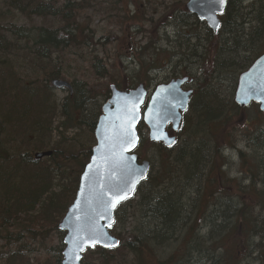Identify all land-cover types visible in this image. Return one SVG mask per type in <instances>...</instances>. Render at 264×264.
<instances>
[{
    "label": "trees",
    "instance_id": "trees-1",
    "mask_svg": "<svg viewBox=\"0 0 264 264\" xmlns=\"http://www.w3.org/2000/svg\"><path fill=\"white\" fill-rule=\"evenodd\" d=\"M39 1L9 0L8 6H15L20 13L27 7L35 15L37 7L42 8L36 3ZM255 1L229 0L221 19V28L215 35L205 24L201 23L202 26L196 28L198 24L189 25L186 21V29L177 28L178 32H183L180 37L176 36L178 40L183 37V43L178 46L186 43V47L191 48L188 45L190 42L202 40L200 29L204 30L207 37L217 38L221 35L222 47L217 52V65L226 72L237 66L239 75L264 49V9L255 8ZM68 5L63 4L53 15L64 22L60 31L55 29L53 32L42 26L26 30L12 26L0 27V242H4L0 247L1 264H14L17 258H7L10 253L3 249L17 245L26 238L35 242L40 239L38 237L43 239L53 231L59 234L60 244L58 258L53 264H60L63 233L57 230V225L74 200L80 174L91 154V147L88 146L78 147L75 151L73 146L68 150L49 148L51 119L58 115L55 112L57 105L49 104L54 99L49 83L62 79L58 69L62 62L54 64L53 58L60 57L70 48L75 49L83 44L88 46L92 41L91 36H85L83 43L76 40L75 30L69 26L75 18H67L69 16L65 17L63 13ZM42 6L49 9L43 3ZM243 6L246 7L245 17L241 12ZM21 43L25 46L22 47ZM12 59L15 60V67L10 65ZM98 63L94 70L99 67ZM28 70L33 75L37 74L35 79L27 77L25 73ZM100 70L96 74L105 78L106 72L101 67ZM235 79L233 92L237 77ZM69 86L71 88L65 90L67 95L59 106V115L65 120L62 128L64 125L82 126V121L75 118V112L82 118L86 112L83 106L92 98L87 90L89 98L81 103L78 97L80 91H77L81 85L73 83ZM221 87L222 83H216L212 78L205 88L198 89L190 101L177 134V145L173 148L151 145L148 139L142 135L139 137L138 154L144 146L155 151L149 160L152 168L145 182L137 189L135 197L118 206L114 213L115 224L120 230L117 238L121 246L114 250L95 248L98 254L95 264H116L115 261L121 262L123 259H127L128 264H182L187 249L184 248L176 256V250L171 245L165 247L166 242L162 239L181 227L188 229L187 244L195 242L208 246L206 241L210 243L207 247L209 261L206 264L224 263L226 260L223 259L221 245L233 238H238L240 243L245 239L248 249L246 260L239 264H264V183L256 179L264 167V117L256 112L253 121L245 120L247 132L243 135L247 150L245 153H234V158L238 160V175L223 177L225 167L232 165V155L225 156L224 150L233 148L228 141L237 131L236 119L247 109L255 110L257 106L240 110L234 101H222L219 99ZM105 98L107 101L109 96ZM100 109L93 115V122L87 124L91 132L94 131ZM75 121L77 124L74 126ZM250 126L252 129H249ZM260 139L263 143L258 142ZM30 141L34 145L28 151L26 148L30 147ZM43 151H49L52 155L37 160L35 154ZM201 170L205 174V188L202 190L194 186L203 179L198 174ZM225 185L240 194H236L232 200L235 203L232 209L229 207L231 200L226 199L223 203L225 199L221 191ZM209 187L213 193L206 200L202 192ZM192 197L194 199L191 200ZM214 218L215 226L227 229L226 234L222 236L219 232L214 241L213 237L210 240L199 236L197 224L214 226L210 223V219ZM23 251V247H18L14 254ZM253 253H256V259H253ZM92 262H87L84 255L81 264Z\"/></svg>",
    "mask_w": 264,
    "mask_h": 264
},
{
    "label": "rangeland",
    "instance_id": "rangeland-1",
    "mask_svg": "<svg viewBox=\"0 0 264 264\" xmlns=\"http://www.w3.org/2000/svg\"><path fill=\"white\" fill-rule=\"evenodd\" d=\"M183 1L185 0H54L51 1V6L46 4L49 8L48 12L55 15L58 9L61 8L60 6L68 3L69 5L65 9V12L71 10V15L69 17L73 16V18H75L69 23V26L75 30L76 40L83 43L85 36H91L92 40L88 46L83 44L81 47L68 49L56 59L52 57V63L58 65L62 62L61 66L59 65L60 68H58L59 73H61L59 75L62 76V79L59 80L66 81L69 84L74 83L81 85L78 86V88L76 86L77 91L82 87L81 89H86L90 92L92 98L83 106L86 112L83 113L82 118H80L78 112H75V118H77L78 121H82V126H75L77 124L75 121L74 126L76 128L68 125H64L62 128V123H64L65 120L59 115V106L62 104L67 93L65 90L52 87V81H50L49 86L52 87L50 92L54 99H51L49 104L51 105L53 103L57 105L55 112H58V115L51 119L49 148L68 150L73 146L75 151L78 147H92L95 144L93 132L89 130L87 124L93 122V115L97 112V109L101 108V105L106 102L105 97L109 95V87L111 85L130 88L137 87L141 82H144L152 89L158 84H162L166 77L169 78L168 76L174 71L172 69L175 64L177 66L179 65L178 67H182L180 69L182 73L188 70V72H190L195 68L188 58L187 60L189 61H184L183 59L185 58L181 59L182 57H179V63L178 61L170 63L168 55V52H172L175 49L171 47H176L178 44L183 43V37L181 40H178L175 35L179 24L183 23L186 18L182 16V14L172 11L174 9L171 8L173 7L171 5L174 4L175 9H181ZM261 2L264 6V0H257L254 2L255 8H258ZM8 3L9 0H0V27L12 26L14 28H24L26 30L30 29V27L37 28L42 26L54 32L56 31L55 29L60 31V27L64 25V22L59 21V18L53 16L48 15L47 18H43L45 16L36 18L27 7H25L23 13H20L18 10L9 8ZM46 3H48V1ZM168 7L171 9H167ZM244 10H246V7L243 6L241 11L243 17L246 16V11ZM44 11L45 9L40 12L44 13ZM176 17H178V20H175ZM197 26L202 25L198 24ZM199 32L205 42L206 37L204 36H206V33L203 29H200ZM220 36L221 35L217 38L211 37L208 39L209 41L206 40L208 43V45H206L208 47L205 49L206 52L200 55V69H205L208 73L200 80H204V85H207L210 79L214 78L216 83H222V87L219 90L221 91V96L232 100L234 96L232 87L238 75L239 67L234 66L232 70L226 72L217 65V52L218 49L222 47L220 46ZM166 38L168 41H171L172 44H169ZM21 46L24 47L25 44L21 43ZM263 50L264 49L259 52L262 53ZM226 58L228 59V57ZM98 62L101 63L99 64ZM14 63L15 60L12 59L10 65L15 67ZM96 63H98L97 65H99V67L94 70ZM151 65L154 68L152 72H149ZM100 67L107 74L105 78H100L98 74H96V71H101ZM176 71L178 70L176 69ZM25 74L32 80L37 76V74L33 75V72L30 70ZM210 76L212 77L208 79ZM106 94L108 95L106 96ZM250 109L253 108L244 111L241 120L240 118L242 115H239L236 119L238 124L236 126L237 131L234 132L231 141H228L229 144H232L233 148L224 150L225 156L232 155V165L228 168L225 167L223 170L225 175L223 177L233 178L235 175H238V160L234 158V153L237 151L245 153V150H247V146L244 144L245 139L243 134L247 132V127L244 125L245 120L251 119V121H253L252 117L254 112ZM239 120L240 122H238ZM84 121L86 122L85 125L83 124ZM251 123L255 124L254 122ZM249 129H252V127L250 126ZM147 133L146 129L143 128L141 130L142 137L147 138ZM183 141H185V138ZM186 142L188 143V141ZM180 143L182 144V142H179V144ZM29 144L30 147L26 148L28 151H30L34 145L33 141H30ZM154 155L155 151L150 150L147 146H144L142 151L139 152V156L143 160L145 158H149L148 160H150ZM57 189L58 188L55 186V190ZM221 192H223L222 197L225 199L223 203L226 199L231 201L235 199L234 197L236 194L240 195L237 191L229 190L228 185L222 187ZM211 193L213 192L210 187L207 188V190H203V198L206 199ZM192 199H194V197H192L191 200ZM221 212L218 214L220 215ZM129 224H131V219L129 220ZM203 227L205 226L199 223L197 224L196 232L198 235L204 237L208 232L211 235V231ZM112 230L113 236H118L120 233L116 224L113 226ZM211 237L214 238L213 241L216 239L215 236L211 235ZM38 238L40 239H36L35 242H31L26 238L17 245L13 244L6 250L3 249V251H9L10 254L6 256L7 258H11V256L17 257L15 259L16 263L14 264H53L54 260L58 258V248L60 245L59 234L53 231L49 232L43 239H41V237ZM244 242L245 239H242V243H240L238 238H233L226 240L224 245H221L222 251H224L223 259L226 260L224 262L225 264H239V262L246 260L248 249ZM3 245L4 242H0L1 248ZM18 247H23L24 251L15 255L14 253H16ZM168 254L170 253L168 252ZM97 256L98 254L95 252V249L92 252L85 253L86 261H93L91 264H95ZM8 261L10 260L8 259ZM114 263L128 264L127 259H123L121 262L115 261Z\"/></svg>",
    "mask_w": 264,
    "mask_h": 264
},
{
    "label": "water",
    "instance_id": "water-1",
    "mask_svg": "<svg viewBox=\"0 0 264 264\" xmlns=\"http://www.w3.org/2000/svg\"><path fill=\"white\" fill-rule=\"evenodd\" d=\"M227 1L223 0L221 4L220 0H189L187 11L216 33L220 25L218 15L224 13ZM184 83L173 81L156 87L146 103L148 94L143 85L129 92H118L115 87H110L111 97L102 106L94 128L96 143L80 174L75 199L58 225V230L64 233L60 264H81L87 250L95 247L114 250L120 245V241L110 233L115 222L114 212L120 204L134 197V192L150 170V162L140 161L135 153L139 144L138 124L142 122L148 128V139L152 144L173 147L176 140L173 134L180 127L181 114L187 111L192 95L190 91L181 90ZM51 84L57 89H70L65 81L53 80ZM235 90L233 101L239 108L256 103L264 113V53L238 77ZM168 125L172 129L170 133L166 131ZM125 129L129 133L127 136L124 135ZM129 140L135 142L129 143ZM51 155L50 152L37 153L35 158L41 160ZM124 192L128 193L126 198L113 207L111 201L115 195ZM89 225L98 228L104 234V242L112 246L97 243L95 247L86 246L81 251L78 238Z\"/></svg>",
    "mask_w": 264,
    "mask_h": 264
},
{
    "label": "bare ground",
    "instance_id": "bare-ground-1",
    "mask_svg": "<svg viewBox=\"0 0 264 264\" xmlns=\"http://www.w3.org/2000/svg\"><path fill=\"white\" fill-rule=\"evenodd\" d=\"M45 1V2H43ZM48 1V3H46ZM51 1H54V0H40L39 2H36L37 5L40 6L41 9H44L43 6H42V3L45 7L48 8V6H51L52 2ZM46 4L48 6H46ZM9 8H13L14 10H18L15 6L14 7H9ZM262 8L264 9V6L261 5L258 7V10ZM37 9H39V7H37ZM40 9V10H41ZM19 11V10H18ZM49 10H46L44 11V13H41L39 10H37V12L35 13V16L36 18L37 17H42V16H45L43 18H47V16H53L51 14V12L49 13L48 12ZM66 14L63 15V14H59V16H70L71 15V10H67L64 12ZM56 18H59V17H56ZM67 18H70V17H67ZM188 22V20L186 19L183 23L179 24V27H184V23L185 22ZM211 32V31H210ZM212 33V32H211ZM213 34V33H212ZM215 35V34H213ZM207 38H211V37H207L204 36ZM203 40V38H202ZM201 39H198L196 40L195 42H190L188 45L189 47L191 48H188L186 47V43L184 44H181L177 47H175V49L172 51V52H168L169 54V59H170V63L171 62H174V61H180L179 57H182L181 59H183L184 61L187 60V58L191 61L190 63L192 64L193 67H195L194 69H192L190 72L188 71H185V73L183 72L182 73V70H180L182 67H178L176 64L173 66V69L174 70L166 79L164 80V82L162 84H158V85H164L165 83H169V82H173V81H182V82H185L181 87L184 89V90H188L190 92H192V95L191 97L189 98V101H188V108L190 106V101L192 100V98L194 97V95H196L197 91L199 88H205L206 85H204V80H200L203 76H205L208 72L203 69L201 70L200 69V63H201V58H200V55L201 53H205V49H207V45L208 43L204 42V40L202 41ZM207 44V45H206ZM183 53V54H182ZM187 60V61H189ZM154 67L151 65L150 66V69H149V72H152V69ZM176 69L179 71H176ZM212 76H210L208 79H210ZM213 77H214V74H213ZM193 84V85H192ZM197 85V87H196ZM192 86H193V89H192ZM80 91L79 93V100L81 103H83L85 101V99L89 98V94L87 92L86 89L84 90H81V89H78ZM221 99L222 101L224 100H230V99H226L224 96H221ZM233 101V99H232ZM85 104V103H84ZM250 107V106H249ZM248 107V108H249ZM101 108H102V105H101ZM254 112L253 116L255 115L256 112H258L262 117H264V113L262 111H260L258 108L255 109V110H251ZM243 118V115L240 119ZM199 129V128H198ZM201 129V128H200ZM259 143H263V140L260 139L258 141ZM186 150H189L186 149ZM262 167V166H261ZM152 168V163H150V169ZM260 173L258 174L257 178L258 180H260V182H262V184L264 183V167H262V169L259 171ZM199 176L200 178L202 177L203 179H201V181L198 183V184H195L194 186H198L201 190L205 188V181H204V177H205V174H204V171L201 170L199 173ZM197 188V187H196ZM232 204H229V207L232 209L235 207V203L234 202H231ZM210 223L214 226H211V227H203L204 229H208V231H213V236H218V233L220 232L222 236H224L226 234V231L227 229H224V227L222 226H215L216 225V219H210ZM187 233H188V229L187 228H183L182 227L178 230H175L174 232L162 237L163 241L166 242L165 243V247H169L171 245V247L173 249L176 250V256L178 254H180L184 248L187 249V255H185L182 259V264H206V262H208V254L207 252L209 251L207 249V247L209 246L210 243H208L206 241V244L208 246H205L200 244V243H197L195 244V242H193L194 244H187ZM211 233V232H210ZM205 237H207L208 239L212 240V237H210L209 235V232L208 234L205 235ZM253 256V259H256V253H253L252 254Z\"/></svg>",
    "mask_w": 264,
    "mask_h": 264
},
{
    "label": "snow or ice",
    "instance_id": "snow-or-ice-1",
    "mask_svg": "<svg viewBox=\"0 0 264 264\" xmlns=\"http://www.w3.org/2000/svg\"><path fill=\"white\" fill-rule=\"evenodd\" d=\"M220 3L222 4L223 0H220ZM134 119L135 116L133 115V120ZM124 135L125 136L129 135L127 129H125ZM134 142H135L134 140H129V143H134ZM127 195H128L127 192H124L122 195L119 193L116 194L113 200L111 201L112 206L115 207V204L119 203L121 199L126 198ZM103 236L104 234L101 233L98 228H96L93 225H89L86 231H84V234L78 238V247L80 248L81 251H83L84 247L86 246L95 247L97 243H103L105 247L112 246L104 242ZM77 259H79V257H77Z\"/></svg>",
    "mask_w": 264,
    "mask_h": 264
},
{
    "label": "flooded vegetation",
    "instance_id": "flooded-vegetation-1",
    "mask_svg": "<svg viewBox=\"0 0 264 264\" xmlns=\"http://www.w3.org/2000/svg\"><path fill=\"white\" fill-rule=\"evenodd\" d=\"M188 3H189V0H185V1H183L182 2V8L181 9H175V7H174V4H172L171 6H173V7H171V8H173L174 10H172V11H174L175 13H179V14H182V16H184L186 19L187 18H189V19H194V21H189L188 20V24L189 25H192L193 23L195 24H199V25H202L201 24V21L200 20H198V18L195 16V15H192L191 13H189L188 11H187V5H188ZM170 7H168L167 9H171ZM173 13V12H172ZM173 19V18H172ZM175 20H178V17H176L175 18ZM198 27H201V26H198ZM184 29V27H182V30ZM182 33L183 32H178V31H176V35L175 36H177V37H180V34L182 35ZM182 39V38H181ZM141 84H143L144 86H145V88L146 89H150V87H149V85H146V83H144V82H141ZM141 84H139L138 86H140ZM130 88H134V87H130ZM130 88H128V87H119L118 89H122V90H127V89H129L130 90Z\"/></svg>",
    "mask_w": 264,
    "mask_h": 264
}]
</instances>
